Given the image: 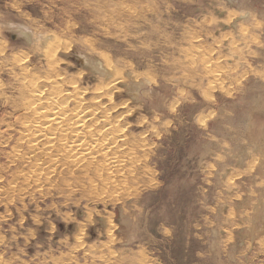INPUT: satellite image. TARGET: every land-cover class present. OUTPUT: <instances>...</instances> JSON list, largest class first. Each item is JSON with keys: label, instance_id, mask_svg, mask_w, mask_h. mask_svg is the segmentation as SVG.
<instances>
[{"label": "rangeland", "instance_id": "rangeland-1", "mask_svg": "<svg viewBox=\"0 0 264 264\" xmlns=\"http://www.w3.org/2000/svg\"><path fill=\"white\" fill-rule=\"evenodd\" d=\"M32 31L66 43L58 69L83 73L86 98L101 79L85 59L122 73L101 102L137 149L120 186L18 178L33 173L12 60L48 70ZM0 62V264H264V0H0Z\"/></svg>", "mask_w": 264, "mask_h": 264}, {"label": "bare ground", "instance_id": "bare-ground-1", "mask_svg": "<svg viewBox=\"0 0 264 264\" xmlns=\"http://www.w3.org/2000/svg\"><path fill=\"white\" fill-rule=\"evenodd\" d=\"M226 1H228L229 4L235 2V0ZM243 17L244 16H241L242 19ZM236 18L237 17H233L231 23H233ZM16 26L17 25L13 23L6 24L9 31L16 29ZM17 28L20 30L17 34L21 36H26V32L29 31L26 26L24 27L21 25L17 26ZM29 38H31V41H34V48L42 53V56L44 57L42 59L48 70L39 74L33 72L29 65L23 66V64H25L24 61L29 57L27 52L20 53L21 55L16 54L12 60L14 66L16 65V67H19L20 98L18 108L22 111L24 117V120H22L19 125L21 126V130L16 143L17 148L24 151L21 154L17 153L18 157L16 158L26 160L27 157L26 161L29 163L27 172L30 174L33 173L31 170H37L39 172H45L44 174H59L62 176L64 174V176L67 177L76 173L77 178H79L78 174L83 178V176L87 177L89 173L91 175L94 171V173H97L98 175L91 181L92 185H101L105 187V189L116 182H113V180L116 179L118 175L121 174L122 176L125 172L128 174L130 171L135 172V170L132 171V168H134L133 164L136 161V146L133 145L126 135L128 125L122 124L120 120H118L119 116L116 119L110 118L109 112L111 109L104 110L102 107L103 104L101 103L102 99L105 97L109 101L108 103H111L115 98V95L119 90L117 85L123 83V77L120 70L116 71L115 68L110 65V59L108 60L107 58L103 59L105 61L102 62L104 66H102L103 68L98 62L93 61V59H85V64H87L93 72H97L101 79L99 80V83L95 85L94 90L96 92L93 91L95 92V97L86 98L88 89L83 87L80 83L82 81V77L79 76L81 71L77 73L75 77L76 79H72L71 77L64 76L65 73L58 69L62 64V59L59 58V54L61 52L67 54L69 51V47L66 43L58 37L53 38V36L50 37L47 35L38 36L33 31ZM68 44L70 46L69 42ZM205 61L203 60V62ZM209 62L210 61H208V63ZM208 63H206V65H209ZM103 79L107 82L104 83ZM136 79L137 78H135V80ZM114 109L112 108V110ZM127 113L128 112H126V114ZM248 131L253 135L250 126ZM247 140L249 141L248 138ZM255 160H257V162H255ZM257 166V157L252 158L247 164L248 170L251 169L258 171L259 167L257 168ZM259 169L261 170V168ZM25 173L18 175V178L21 177L20 180L24 183L31 179V183L38 185L37 187H42L49 183L46 176V179H41L37 178V175H34V173L31 177ZM112 186L113 185H111V187ZM115 186L117 187L120 185L115 184L113 187ZM103 190L101 192H103ZM107 191L109 193L108 189ZM120 191L122 190L120 189ZM93 192L95 193L96 191ZM111 194H113V192ZM127 194L130 193L128 192ZM107 195L111 197L109 194ZM229 216L230 219H232V216L234 215L229 214ZM249 225L251 224L249 223ZM80 232H82L81 229ZM80 238L77 240L79 241ZM79 242L77 243L79 244ZM259 242L264 245V239ZM80 246H83V244Z\"/></svg>", "mask_w": 264, "mask_h": 264}, {"label": "water", "instance_id": "water-1", "mask_svg": "<svg viewBox=\"0 0 264 264\" xmlns=\"http://www.w3.org/2000/svg\"><path fill=\"white\" fill-rule=\"evenodd\" d=\"M17 36L16 35H12V39L16 38Z\"/></svg>", "mask_w": 264, "mask_h": 264}]
</instances>
